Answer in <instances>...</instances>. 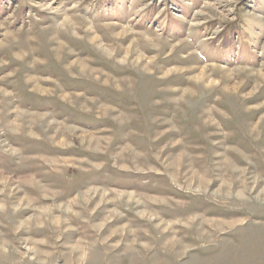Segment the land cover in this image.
Segmentation results:
<instances>
[{"label": "rangeland", "instance_id": "1", "mask_svg": "<svg viewBox=\"0 0 264 264\" xmlns=\"http://www.w3.org/2000/svg\"><path fill=\"white\" fill-rule=\"evenodd\" d=\"M15 56L82 97L0 82V264H264V0H0Z\"/></svg>", "mask_w": 264, "mask_h": 264}, {"label": "bare ground", "instance_id": "2", "mask_svg": "<svg viewBox=\"0 0 264 264\" xmlns=\"http://www.w3.org/2000/svg\"><path fill=\"white\" fill-rule=\"evenodd\" d=\"M61 46H63V45H61ZM75 50L77 51V46L75 45ZM79 53H81V52H79ZM93 54V53H92ZM93 55H95V54H93ZM27 57V56H26ZM77 57V56H76ZM7 59H8V57H7ZM16 59H17V61H16ZM23 59H18V57H16L15 56V60L14 61H16V62H18V61H22ZM87 61L88 60H86L85 62H86V64H90V62L88 61V63H87ZM16 62H13V61H11L10 63H7L6 65H3V66H1L0 67V72H3V71H5V70H8V69H10L14 64H17L18 65V67H19V69L20 70H16L15 71V74H12V75H9V77H8V79H3V80H0V82L1 83H5V84H7L8 83V80H11L12 78H16V80H17V83H16V87H14V90H22L23 89V87L25 86V84L23 83V81L24 82H27V83H30V84H32V85H35V86H33V88L32 89H30V91H32V90H35V91H38L39 92V94L40 93H44V94H48V93H46L47 91L45 90V89H42L41 87H40V85L41 86H48V87H50V85H55V84H53V83H51V82H54L55 81V83L59 86V88H60V90L62 91V92H64V91H68V93L67 94H64V93H62L61 95H60V98H62V99H64L67 103H70L68 100H67V98H69V99H72V98H74V99H76V98H80V97H82L80 94H78V93H76L79 89H81V87H82V84L79 82V84L80 85H74V86H72V87H70V88H68L67 86H65L64 84H61V81H60V79L58 78L59 76V74L57 73V72H51V73H49L48 72V69L49 68H51V67H58V66H55V65H50V64H42L37 70L35 69V67H34V69H32L31 67H26L25 66V64L23 63V62H21L20 64H18V63H16ZM72 62H74L73 63V65H72V68H74V69H76L77 67H78V69H80V66H79V64L80 65H84V61L83 60H80L79 58L78 59H76V60H73ZM23 63V64H22ZM76 63H78V64H76ZM49 66H51V67H49ZM76 67V68H75ZM88 68V67H87ZM24 70V74H26L27 73V75L30 73V72H36V73H38L39 75H49L50 76V79H44V80H42V79H38V78H34V77H26L25 75H24V77L22 78L21 77V75L19 74V71L20 72H22ZM77 70V69H76ZM88 70L89 71H91V72H95V71H97V72H100V73H102V74H105V73H103L101 70H96V69H90V68H88ZM51 71H53V70H51ZM60 74L61 75H65V72H64V69H60ZM77 75H79L78 73H77ZM69 76H71V74H69ZM74 78V77H73ZM81 78V77H80ZM76 79V78H75ZM82 79V78H81ZM86 79V78H85ZM64 80V79H63ZM87 80V79H86ZM89 80V79H88ZM87 80V81H88ZM119 80V79H118ZM37 82V83H35V82ZM65 81V80H64ZM67 82V81H66ZM94 83V82H93ZM86 84H89L90 85V83L89 82H86V83H84V85H86ZM19 85V86H18ZM56 85V87H57V89L53 92V94L55 95V96H57L58 94V92H59V88H58V86ZM91 85H93V84H91ZM26 86H27V84H26ZM43 90H45V91H43ZM69 91H71V93H69ZM33 92V91H32ZM0 93H2V95H3V104H5L7 107L9 106L8 104H9V102H7V98H8V101H9V98H11V99H14V102H13V104H16V103H18L19 104V106L18 107H16V111H18L19 112V116H21V118H20V120H24V119H27V121L28 122H32L33 123V126H32V128H34V125H40V123L41 124H43L45 121H47V119L49 118V116L47 115V114H38V113H29L27 110H25V109H20V106L23 104V101L22 100H20V98L18 97V95H17V93H15V92H13L12 93V95L11 96H9V94H6V92L5 91H3V92H1L0 91ZM20 93V92H19ZM52 94V95H53ZM42 96V95H41ZM45 96V95H44ZM21 99H23V98H21ZM57 100H59L58 98H57ZM55 116V115H54ZM30 119V120H29ZM8 123V122H7ZM52 124H60L59 122H57V121H52L51 122ZM11 126V124H9L8 123V126ZM54 127H55V125H54ZM51 128H52V126H51ZM66 130H71V129H73V128H65ZM75 129V128H74ZM74 129L72 130V131H74ZM36 130V129H35ZM12 132H16V130H11ZM56 132H57V134H58V136L59 135H61V133H62V131H61V129H59V128H57L56 130H55ZM29 134H34L33 132H30ZM103 140V139H102ZM92 143V141H90V144ZM58 145V144H57ZM60 145H65V144H60ZM63 160V159H62ZM62 160H59V161H62ZM59 161H57V160H53V161H51L50 163H51V165H53L54 164V166H56L58 163H59ZM74 161V160H73ZM61 163V162H60ZM85 163H87V162H85ZM30 180H31V178H29V177H22L21 179H20V182H22V186H29L30 184ZM34 182V181H33ZM35 185V184H34ZM27 186V187H28ZM50 189H52V188H50ZM41 190H44V189H40V191ZM48 192V191H47ZM41 193H43L44 195H46V193L45 192H42L41 191ZM47 194H49V193H47ZM8 197V196H7ZM115 200V199H114ZM29 220V219H28ZM30 241H32V239H30ZM33 242H34V240H33ZM4 245H6V242H5V240L2 242ZM35 243V242H34ZM33 248V247H32ZM32 251L34 252V254H35V256L37 257L38 255H43L44 254V256H46V254L45 253H43V252H39V251H37L35 248H33L32 249ZM17 255H19V254H17ZM20 256V255H19ZM42 257V256H41ZM45 258V257H44Z\"/></svg>", "mask_w": 264, "mask_h": 264}]
</instances>
